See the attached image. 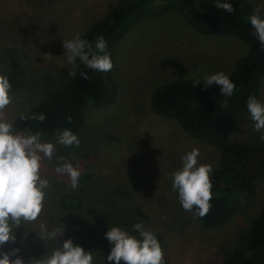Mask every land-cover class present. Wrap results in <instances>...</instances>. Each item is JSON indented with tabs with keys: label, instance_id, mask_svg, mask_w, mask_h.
I'll use <instances>...</instances> for the list:
<instances>
[{
	"label": "rangeland",
	"instance_id": "1",
	"mask_svg": "<svg viewBox=\"0 0 264 264\" xmlns=\"http://www.w3.org/2000/svg\"><path fill=\"white\" fill-rule=\"evenodd\" d=\"M113 1L0 0V48L13 49L28 68L23 87L11 93L14 99L6 109L14 131L30 135L19 125L21 116L71 77L74 66L68 63L63 41L85 31ZM195 1L204 10L213 8L211 0ZM247 1L264 15V0ZM248 50V44L236 36L196 32L176 8L140 19L115 46L116 102L97 107L87 101L85 125L73 132L79 146L56 144L61 132L49 141L69 156L42 160L41 177L50 184L45 192H128L147 215L146 229L162 236L169 264H224L238 233L260 209L264 180H256L254 199L234 217L216 228L202 227L193 212L182 208L178 191L172 188V174L193 148L200 153L198 164L216 168L219 150L187 135L174 119L152 111L150 97L156 86L168 81L203 80L221 71L229 74ZM258 101L264 103V76ZM261 134L254 131L250 113L240 112L233 137L261 144ZM64 162L78 165L82 173L75 190L66 174L55 171ZM48 198L47 209L55 211L56 196Z\"/></svg>",
	"mask_w": 264,
	"mask_h": 264
},
{
	"label": "trees",
	"instance_id": "2",
	"mask_svg": "<svg viewBox=\"0 0 264 264\" xmlns=\"http://www.w3.org/2000/svg\"><path fill=\"white\" fill-rule=\"evenodd\" d=\"M211 2L213 8L207 11L200 8L195 0H114L100 18L80 33L83 39L93 44V49L96 39L104 37L106 51L114 63L116 44L135 23L144 17L176 8L196 32L232 35L248 44V52L227 74L236 85L231 97L223 96L216 85L205 89L203 80L199 78L159 84L150 97L152 111L174 119L187 135L219 150L218 166L211 173V211L203 218L195 216L204 228H216L234 217L239 208L254 199L256 180H264V142L252 144L233 137L238 128L239 113L248 111L249 96L259 100L264 76V46L253 34L249 21L255 8L247 0H225L235 8L233 13H228L217 9L214 0ZM73 71L76 73L74 77L50 91L19 121L30 135L41 133V142H49L65 128L75 132L84 127L87 101L97 107H108L116 102L119 89L113 69L110 72L95 71L77 59ZM81 72H87L89 78L83 79ZM0 73L9 77L14 93L23 87L28 68L13 49L0 48ZM197 80L201 81L194 87ZM41 113L46 117L43 122L33 119ZM68 117H72V123ZM64 156H69L67 150H56L52 160H60ZM48 196H56L55 211L47 209L50 207ZM45 202L48 203L44 204L35 222H22L14 227L15 241L0 246V253L19 249L10 259L19 256L24 264H30V261L36 264V260L46 259L71 238L85 251H93V264H115L107 260L112 247L105 236L109 228L119 226L137 238L139 234L133 225L142 222L146 229L147 215L128 192L115 193L112 189L105 194H75L62 190L55 194L46 191ZM41 224L46 225L48 232L56 230V239H43L41 236L46 234L41 231ZM152 232L162 247V236L157 231ZM237 238V244L226 254L224 264H264V194L259 211L240 230ZM164 259L165 264H169L167 258Z\"/></svg>",
	"mask_w": 264,
	"mask_h": 264
},
{
	"label": "clouds",
	"instance_id": "3",
	"mask_svg": "<svg viewBox=\"0 0 264 264\" xmlns=\"http://www.w3.org/2000/svg\"><path fill=\"white\" fill-rule=\"evenodd\" d=\"M214 3L217 9L228 13L235 11L233 4L225 0H214ZM249 21L254 29L253 34L264 46V17L259 8L254 9ZM63 48L68 53V63L73 66L79 59L86 68L99 72H110L114 67L111 54L106 51L107 41L102 36L96 39L94 49L93 44L83 39L79 33L73 39L63 41ZM70 75L74 77L75 71L70 72ZM80 75L83 79L89 78L87 72H81ZM200 81H195L194 87ZM203 82L205 89L213 85L219 86L225 97H231L236 88L235 83L223 71L206 75ZM11 93L9 77L0 73V246L15 241L14 227L22 222H35L42 213L45 190L50 187L48 179L41 177L42 160L47 158L51 161L56 154L54 143L41 142V133L23 135L14 131L13 122L6 118V109L14 99ZM247 109L254 122V131L262 133L260 139L264 141V103L255 96H249ZM33 119L43 122L46 117L41 113ZM68 121L72 123V117H68ZM56 144L79 146L80 140L70 129L65 128L59 134ZM199 154V150L193 148L182 157V167L172 174V188L178 191L180 204L185 211L193 212L195 209L194 215L203 218L212 208L213 167L211 164H198ZM60 159L64 160L63 157ZM55 171L70 178L73 190L78 187L82 174L78 165L74 167L71 162H64ZM133 228L139 238L119 226L109 228L105 236L112 247L107 260L114 261L115 264H165L164 251L157 236L145 229L142 222L134 224ZM41 231L46 234L41 236L43 239L57 237V231L48 232L46 225L41 224ZM18 251L19 249H12L0 253V264H24L19 256L10 259ZM93 259V251H85L69 238L46 259L36 260V264H93Z\"/></svg>",
	"mask_w": 264,
	"mask_h": 264
}]
</instances>
